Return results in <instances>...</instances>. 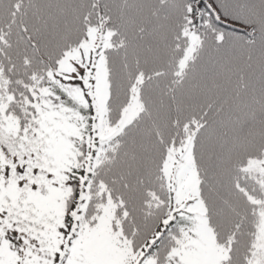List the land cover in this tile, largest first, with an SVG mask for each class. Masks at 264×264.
Wrapping results in <instances>:
<instances>
[{
	"label": "snow or ice",
	"instance_id": "6c2138e0",
	"mask_svg": "<svg viewBox=\"0 0 264 264\" xmlns=\"http://www.w3.org/2000/svg\"><path fill=\"white\" fill-rule=\"evenodd\" d=\"M0 264H264V0H0Z\"/></svg>",
	"mask_w": 264,
	"mask_h": 264
}]
</instances>
